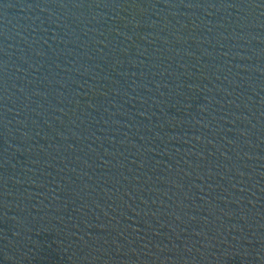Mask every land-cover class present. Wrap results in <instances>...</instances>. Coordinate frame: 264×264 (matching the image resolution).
<instances>
[{
	"label": "water",
	"instance_id": "95a60500",
	"mask_svg": "<svg viewBox=\"0 0 264 264\" xmlns=\"http://www.w3.org/2000/svg\"><path fill=\"white\" fill-rule=\"evenodd\" d=\"M0 264H264V0H0Z\"/></svg>",
	"mask_w": 264,
	"mask_h": 264
}]
</instances>
